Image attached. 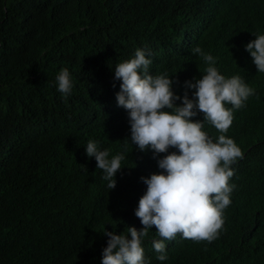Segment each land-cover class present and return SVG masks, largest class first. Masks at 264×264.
<instances>
[{"label":"clouds","instance_id":"1","mask_svg":"<svg viewBox=\"0 0 264 264\" xmlns=\"http://www.w3.org/2000/svg\"><path fill=\"white\" fill-rule=\"evenodd\" d=\"M252 2L264 0L164 6L202 29L225 18L228 28L241 30L231 41L234 67H219L199 42L183 50L168 39L156 47L141 45L129 55L134 58L99 70V77L75 78L61 69L56 83L63 97L74 93L98 104L80 124L64 112L67 136L58 138L54 126L44 123L32 129L42 132L40 139L23 134L14 140L24 160L38 143H44L41 152L51 147L63 154L53 202L56 228L37 247L40 264H264V245L243 244L264 240V217L246 219L239 239L212 245L224 232L237 184L264 160V28H249ZM24 25L33 26L8 15L0 20V45L12 36L34 35ZM103 103L108 109L96 111ZM54 119L64 131V122ZM10 143L6 136L0 160ZM65 151L81 156L77 164L64 161ZM91 167L99 173L97 191L87 188ZM117 183L122 190L112 199ZM95 208L106 209L103 228L88 218ZM190 245L194 259L186 255ZM18 254L28 264L37 253L24 243Z\"/></svg>","mask_w":264,"mask_h":264},{"label":"trees","instance_id":"2","mask_svg":"<svg viewBox=\"0 0 264 264\" xmlns=\"http://www.w3.org/2000/svg\"><path fill=\"white\" fill-rule=\"evenodd\" d=\"M180 1L0 0V20L8 15L18 25H33L23 28L34 33L25 38L12 36L0 45V150L6 136L13 141L0 160V264H24L26 258L18 254L24 243L25 250L37 253L28 264H40L37 247L45 234L56 228L58 205L53 202L63 172L61 152H54L51 147L41 152L44 143H38L24 160L17 153L14 140L23 134L40 139L42 132L32 129L44 123L54 126L58 138L67 136L69 125L64 112L72 122L80 124L79 118L92 114L91 107L98 104L74 93L63 97L56 83L61 69L67 68L75 78L82 77L80 74L99 77V70L108 69L107 66L115 69L119 63L134 58L129 55L141 45L156 47V43L168 39L174 41V46L180 42L183 50H192L199 42L198 47L212 54L219 67L236 65V46L231 41L242 31L228 28L225 18L202 29L201 23H187V16L164 8L166 3ZM250 6L253 22L249 28H264V2H252ZM190 25L194 30L188 32L186 27ZM106 101L111 102L110 98ZM101 109H108L106 103L96 111ZM56 110L62 112L61 116L49 117ZM54 118L64 122V131H59ZM80 158L65 151V162L77 164ZM86 171L87 188L97 191L98 171L93 167ZM121 183L111 189L112 199L122 190ZM230 200L227 224L212 242L213 247L242 237L246 219L264 217L263 159L237 184ZM105 210L92 209L88 218L103 228ZM244 243L261 248L264 240L256 243L247 238ZM194 249L193 245L186 249L187 257H196Z\"/></svg>","mask_w":264,"mask_h":264},{"label":"bare ground","instance_id":"3","mask_svg":"<svg viewBox=\"0 0 264 264\" xmlns=\"http://www.w3.org/2000/svg\"><path fill=\"white\" fill-rule=\"evenodd\" d=\"M4 62V61H3ZM3 66V65H2Z\"/></svg>","mask_w":264,"mask_h":264}]
</instances>
